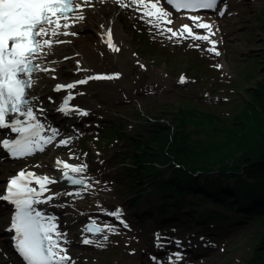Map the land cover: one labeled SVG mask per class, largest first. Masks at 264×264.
Returning a JSON list of instances; mask_svg holds the SVG:
<instances>
[{
  "label": "rangeland",
  "instance_id": "1",
  "mask_svg": "<svg viewBox=\"0 0 264 264\" xmlns=\"http://www.w3.org/2000/svg\"><path fill=\"white\" fill-rule=\"evenodd\" d=\"M220 7L225 9L223 14H205L216 21L220 30L215 51L207 50L212 47L208 41L187 35L171 37L168 29L174 23L160 20V24H150V17H143L142 10L121 15V27L126 33V44L121 50L130 60L127 88L119 84L100 87L90 80L88 87L74 89L80 103L88 104L89 96L97 102L84 116L56 110L63 101V92L55 90L58 82L51 78L53 83L48 89L54 96L48 102L53 110L49 119L58 124L65 134L61 136L68 141L57 142L56 152L70 161L85 162L82 176H86L90 187H80L82 196L77 206L66 204L55 209L60 232L68 233L67 249L75 264H175L169 263L168 258L174 257L176 250L184 252L178 264H264V223L260 219L247 218V214L230 208L223 210L225 219L209 217L218 206L201 204L191 192L179 204L177 196L171 197L166 206L164 200L155 197L150 185L149 194L139 203V188H130L132 159L127 157L128 151L144 138L150 139L157 124H172L170 133L185 128L192 138H205L211 136L213 123L200 122V112L214 113L226 123L240 114L229 131L230 135L233 132V142L243 130L249 111L264 104V0H224ZM111 13H115L113 8L87 17L78 42L59 49L61 55L79 49L89 53L99 48L105 61L93 53L90 59L99 62L103 72L115 70L110 67L113 64L120 70L96 32V18ZM171 16V21H175L179 15ZM81 74V70L70 71L64 79L81 80ZM89 89H93L92 93ZM188 108H195L190 120L179 111ZM178 118L182 121L178 122ZM90 121L95 124L87 125ZM198 121L203 125L196 124ZM224 123L216 125L229 128ZM222 146L226 148L219 150L228 153L231 142ZM56 158L50 145L22 159L0 157V195L8 177L21 166L38 169L36 166L44 161L50 168ZM200 182L207 185L204 178ZM234 183L229 180L224 185ZM117 210L120 216L109 214ZM11 213L10 207L0 202V264H20L10 235L5 233ZM90 222L103 227V231H87ZM85 236L90 244L83 242Z\"/></svg>",
  "mask_w": 264,
  "mask_h": 264
},
{
  "label": "snow or ice",
  "instance_id": "2",
  "mask_svg": "<svg viewBox=\"0 0 264 264\" xmlns=\"http://www.w3.org/2000/svg\"><path fill=\"white\" fill-rule=\"evenodd\" d=\"M164 2L176 11L189 12L216 9L218 6V0H164ZM116 3L120 7L128 6L123 0H116ZM131 3L137 6V10H143V17H150L148 20L150 24L154 20L162 19L169 24L172 23L169 19L171 14L162 6L161 0H148L147 3L145 0H131ZM86 7H92V0H0V129H9L19 135L18 139H3L0 143L12 157L23 158L36 151H43L44 146L52 144L57 135L55 129L50 136L42 135L44 125L38 121L34 112L38 98L32 94L31 89L38 80L39 73H55L54 67H48L49 63L55 62L47 61V57L54 43H64V41L53 38L60 35H74L75 33L62 32L60 29L72 26L69 23L72 19L69 13H77L75 20L84 19L83 11ZM187 19L193 22L192 26L183 24L176 31L169 28L171 37H183L184 33H187V37L192 39L208 41L212 47L207 50L215 51L216 42L210 39V35H214L212 25L203 22L198 15L188 16ZM154 26L158 27V25ZM193 28L205 29L209 34L194 33ZM106 36L107 46L114 52L120 51L113 43L110 28L106 30ZM219 54L216 52V55ZM217 67L221 66L217 65ZM83 70L88 71L86 68ZM118 76L119 73L89 75L75 83L57 84L55 90L73 89L77 84H86L89 80L113 79ZM55 78L53 75L52 79ZM71 99L72 95L69 94L60 111L67 112L68 101ZM58 143L67 144L68 141L60 140ZM56 163L65 169L62 172L64 178L84 188L89 186L84 178L70 175V173H83L86 165H71L61 160H57ZM56 182L47 175L21 170L8 181L5 194L0 195V200L8 201L14 206L7 231L13 233L14 248L25 264H75L64 246L67 243L66 234L57 230L55 218L46 216L34 207L56 198L58 194L48 188V185ZM33 184L38 185V188L33 187ZM46 192L49 195L44 196ZM109 214L118 217L120 213L117 210ZM87 231L102 232L103 229L93 224ZM104 239H107V236ZM83 242L87 244L91 241L85 239Z\"/></svg>",
  "mask_w": 264,
  "mask_h": 264
},
{
  "label": "trees",
  "instance_id": "3",
  "mask_svg": "<svg viewBox=\"0 0 264 264\" xmlns=\"http://www.w3.org/2000/svg\"><path fill=\"white\" fill-rule=\"evenodd\" d=\"M193 109L179 111L185 112V118L190 120ZM200 114V122L213 123L211 136L192 138L185 128L170 133L172 124L161 122L152 129L150 139L144 138V142L140 141L128 151L127 157L132 159L130 188L140 190L137 201L142 202L149 194L148 185L166 206L171 197L177 196L176 204H179L185 194L191 192L194 200L201 204L218 206L209 217L225 219L227 215L223 210L230 208L264 223V104L258 110L249 111L243 130L233 142V132L230 135L229 131L240 114L230 123L208 111ZM198 122L196 124H202ZM218 123L228 124L229 128L219 127ZM225 142H231L228 153L220 151L226 148L222 149ZM201 178L207 185L201 184ZM229 180L235 183L225 186Z\"/></svg>",
  "mask_w": 264,
  "mask_h": 264
},
{
  "label": "bare ground",
  "instance_id": "4",
  "mask_svg": "<svg viewBox=\"0 0 264 264\" xmlns=\"http://www.w3.org/2000/svg\"><path fill=\"white\" fill-rule=\"evenodd\" d=\"M145 2L147 3L146 0H145ZM123 3H125L128 6L127 7H120V5L118 3H116V0H92V7H86L83 11V15L85 17L84 19L75 20L74 18L77 15V13L76 12L72 13L70 15V17L72 19L69 20V23L72 26L67 28V29L62 28V29H60V31H62V32L67 31L69 33H75V34L74 35H72V34L60 35L58 37L53 38L54 40L65 41V44L60 45V43H54L52 49L50 50V54L47 57V61H49V62L54 61L55 62V63H49L48 64V67H50V68L54 67L55 68V73H45V72L39 73V78H38V80H36V82L34 83L32 89H31L32 94L38 98L36 103H35V108H34V111L35 110L37 111V109H39L37 119L40 123L45 124L48 128L46 133L43 136L52 135L53 129H55L57 132L54 143L48 144L51 146V148L55 152V155L57 156V158L50 168H48L46 166L45 162L42 161L39 164L38 169H33V168H28V167L26 168V166H24V167L21 166L20 169L27 170L30 172H34L37 175H47L50 178H53L57 181L56 183L48 185V188L51 189V192L58 194L56 196V198H54L51 201L45 202V203L37 204L36 208H37V210L43 211V213L46 214V216H50V217L55 218V223L57 224V230L59 232L61 229H60L58 215L56 214L55 209L63 207L66 204H71V205L77 206L79 204V198L82 196V189L80 188V186H74V187H70V188L65 187L62 185L61 180H60L62 177V172L65 171V169H63L62 165H57V163H56L57 160H61L64 162H73V161H70L68 158H66L63 155H60L56 152V149H55L56 143L62 139L65 140L66 138H64V136H61V135H65V134H64V131L59 130L60 128H58V124L52 123L49 119L51 117L53 110L48 103L49 98L47 96L52 98L54 95H53L52 91L51 92L49 91L48 86H51V84L54 81L58 82L57 84H61V85L75 83L76 81H79V80L70 81L67 79L68 77L66 79H64V77H66L67 73L69 74L70 71L77 72V71L81 70V73H82L81 79H84L89 75H114L116 73H119L118 78L99 79V80L93 79L91 81L97 83L100 87H107L108 88L114 84L115 85L119 84L118 86H123L124 88H127L128 72L130 71V65H129L130 60L128 59L127 55L122 53V50H121L122 46L126 44L125 43L126 33H125L124 29L121 27L120 20H121V15H125L127 12L135 11L137 6L132 4L131 0H123ZM161 3H162V6L165 8V6H164L165 4H164L163 0H161ZM112 8L115 10V13H111L110 15L103 16L100 18H96V21H98V23H99L96 32H97L98 38L100 39V44L102 45V47L109 50V52L113 55L117 64L120 66V70L117 69L113 64L112 66L110 65V67H113L115 70L111 69V70H106L105 72H103L102 71L103 66L101 64H99V62H96V61H93L90 59L91 53H93L99 59L103 58V54L100 51L101 49L99 50V48L92 49V51L89 53H86L84 50L79 49L77 51H72V52L61 55L62 53L59 51V49H61L62 47H65V46L68 47L70 45L75 44V42H78V40L80 39L78 37H81L80 29L82 28L83 23L86 21L87 17L93 18V15H92L93 13L104 12V11H107V10L112 9ZM165 10H166V8H165ZM116 11H119V13L116 14ZM191 15H196V14H187L184 12H180L178 19L174 21L175 26L172 27L173 31L180 29L181 25H183L184 22H186V18L188 16H191ZM201 18H203V17H201ZM154 21L156 23L160 24L159 23L160 20H154ZM162 21H163V19H162ZM61 23H63V21ZM209 24L212 25V32L214 33V35H210V39H211V41L216 42L217 39L215 40V38L220 36V33H219L220 30H219L218 24L213 19H209ZM101 25H104V27H101ZM109 28L112 30L113 43L117 47H119V49H120V51H118V52H114L111 48H109L107 46L106 30ZM216 28H217V32H215ZM206 34H209L207 32V30H206ZM185 35H186V33H184V36ZM215 46H217V45H215ZM128 55L130 56V53ZM103 61H105L104 58H103ZM71 63L73 65H71ZM85 68L88 69L87 72L83 70ZM103 69H104V67H103ZM53 75H55V76L59 75V76H57L55 79L52 80L53 82H51L50 80H51ZM62 77H63V79H62ZM89 82H90V80L88 81V83L83 84V85L77 84L76 87L73 89H62L61 92H63V94L61 93L60 95H62L61 99L63 101L61 104H59L60 108H56V110L59 112H65V111H60V109L64 106V101L67 99L68 95L71 94L72 99L68 101V110L65 113H72L76 117L84 116L83 113H89L91 111L89 108H92L93 106L97 105L94 103V102H96L94 97L89 96L90 101L88 102V104H82L79 102L80 97L77 99V96L73 92V90L78 88V87L81 88V86H85V85H87L86 87H88ZM92 90L93 89H89L88 91L90 93H92ZM84 96L85 95L83 93L82 97H84ZM74 120L71 121L72 125H74ZM57 122H58V120H57ZM93 124H95V123H93L92 121L87 122V125H93ZM48 145H45V146H48ZM74 162H76V161H74ZM76 163H78V164H75V165H85L84 161H79ZM84 173H85V171L83 173H78V174L74 173V175L86 179V176H82ZM87 188H90V187H87ZM47 195H49V193L46 192L44 194V196H47ZM41 199L43 200V197H41ZM86 207L87 206H84V209H87ZM82 213L85 214V211L82 210ZM119 216H120V214H119ZM79 218H81V217H79ZM6 232H7V234H10V232H8L7 230H6ZM61 233L66 234L67 243L64 246L67 248L69 245L68 236H67L68 233L67 232H61ZM85 238L87 239L89 237H86V236L83 237V239H85ZM68 253L73 258V254H72V252L69 251V249H68ZM179 262H180V259L176 258L175 264H178Z\"/></svg>",
  "mask_w": 264,
  "mask_h": 264
},
{
  "label": "water",
  "instance_id": "5",
  "mask_svg": "<svg viewBox=\"0 0 264 264\" xmlns=\"http://www.w3.org/2000/svg\"><path fill=\"white\" fill-rule=\"evenodd\" d=\"M73 185H78V184H73ZM90 226H93V223H90V224H89V227H90ZM95 226L98 227V228H102L101 226H97V225H95ZM96 233H98V232H96Z\"/></svg>",
  "mask_w": 264,
  "mask_h": 264
}]
</instances>
